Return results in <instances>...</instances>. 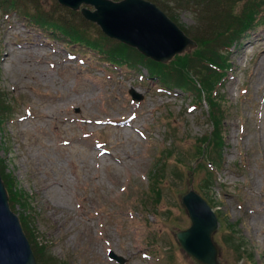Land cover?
<instances>
[{"label":"rangeland","instance_id":"obj_1","mask_svg":"<svg viewBox=\"0 0 264 264\" xmlns=\"http://www.w3.org/2000/svg\"><path fill=\"white\" fill-rule=\"evenodd\" d=\"M38 1L56 9V0ZM163 2L190 38L225 44L192 8ZM258 26L233 45L226 72L198 58L188 63L199 80L222 76L211 110L203 94L182 92L191 85L168 91L145 69L116 67L0 7V170L44 262L118 264L114 252L124 264H199L176 239L191 225L182 198L194 188L217 211L221 264H264V22ZM212 141L222 161L216 178L203 180ZM202 181L212 184L200 191Z\"/></svg>","mask_w":264,"mask_h":264},{"label":"water","instance_id":"obj_2","mask_svg":"<svg viewBox=\"0 0 264 264\" xmlns=\"http://www.w3.org/2000/svg\"><path fill=\"white\" fill-rule=\"evenodd\" d=\"M73 10L85 5L96 11L83 9V15L97 23L103 32L147 57L169 62L176 54L194 46L183 31L155 4L145 0H59ZM184 204L192 219L188 230L177 238L183 248L203 264H220L219 250L213 241L218 220L209 205L195 192L184 197ZM112 257L124 263L122 258ZM0 264H37L31 245L18 217L12 213L8 195L0 176Z\"/></svg>","mask_w":264,"mask_h":264},{"label":"trees","instance_id":"obj_3","mask_svg":"<svg viewBox=\"0 0 264 264\" xmlns=\"http://www.w3.org/2000/svg\"><path fill=\"white\" fill-rule=\"evenodd\" d=\"M30 1L36 2L35 4L38 5L35 6L34 12L28 13L34 23H38L42 27L52 31H59V33L69 39L72 43L78 44L85 49L94 50L105 56L106 59L112 63L119 65L128 64L131 68H135V65L146 66L152 75L165 81L167 78L171 77L172 70L169 66L145 59L135 50L114 43L106 38L96 25L88 23L80 13L63 9L57 5L51 15H46L37 0ZM150 1L156 3L170 15L163 0ZM178 2L195 9L198 15V25H206L208 28L213 29L215 33H220V36L227 38L228 41L225 44L226 46L240 37L241 32L243 33L246 29L254 26L255 23L258 24L262 22L264 19V0H178ZM15 3L20 4L24 3V1L15 0L14 2H11L10 5L14 6ZM239 7H241V10L240 12H237L236 10ZM55 14L59 16H56ZM198 44L199 49L196 54L179 57L176 60L180 63L178 65V70L190 71V67L187 65L193 57H202V59L206 58L207 60L210 59L211 64L213 65H218L219 59L225 58L224 56H220V49L217 45L216 37L198 39ZM185 78L190 77L179 74L176 81H179L182 86L190 87L191 85L193 87L189 80ZM214 80H216V78L213 77H204L202 79L201 84H203V88L207 90V92H209L215 84ZM216 114L218 116L214 115V119L217 122V117L220 116V113L217 111ZM24 228L27 230L26 227ZM33 248L39 264H62L55 258L51 260L47 259V261L44 262L41 258L39 248L36 246ZM45 256L48 255L45 254Z\"/></svg>","mask_w":264,"mask_h":264},{"label":"bare ground","instance_id":"obj_4","mask_svg":"<svg viewBox=\"0 0 264 264\" xmlns=\"http://www.w3.org/2000/svg\"><path fill=\"white\" fill-rule=\"evenodd\" d=\"M264 65V64H263Z\"/></svg>","mask_w":264,"mask_h":264}]
</instances>
